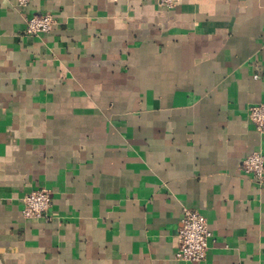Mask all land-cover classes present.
<instances>
[{"label": "crops", "instance_id": "obj_1", "mask_svg": "<svg viewBox=\"0 0 264 264\" xmlns=\"http://www.w3.org/2000/svg\"><path fill=\"white\" fill-rule=\"evenodd\" d=\"M261 102L264 0H0V264H264V181L240 168ZM40 187L49 221L21 213ZM183 208L202 262L174 256Z\"/></svg>", "mask_w": 264, "mask_h": 264}, {"label": "built area", "instance_id": "obj_2", "mask_svg": "<svg viewBox=\"0 0 264 264\" xmlns=\"http://www.w3.org/2000/svg\"><path fill=\"white\" fill-rule=\"evenodd\" d=\"M20 8L28 6L29 0H15ZM165 8L174 7L178 0H157ZM55 20L49 12L31 14L26 18L25 33L32 36L51 32ZM256 78L257 75H254ZM248 118L257 131L264 134V102L248 106ZM240 168L261 183L264 181V154L261 150H253L242 160ZM22 216L49 221L48 210L51 205L49 190L44 187L34 189L22 197ZM211 233L206 218L198 211L183 208L180 226L177 230V249L175 258L184 262H202L206 258L208 239Z\"/></svg>", "mask_w": 264, "mask_h": 264}]
</instances>
